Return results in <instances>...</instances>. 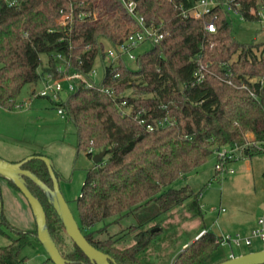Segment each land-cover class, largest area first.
Returning <instances> with one entry per match:
<instances>
[{
    "label": "trees",
    "instance_id": "1",
    "mask_svg": "<svg viewBox=\"0 0 264 264\" xmlns=\"http://www.w3.org/2000/svg\"><path fill=\"white\" fill-rule=\"evenodd\" d=\"M134 1L138 15L161 27L162 39L137 55L135 69L119 59L104 66L99 84L87 87L76 80L74 91L55 103L75 128L77 152L91 157L93 151H106L107 158L87 171L76 199V222L86 241L115 264H146L140 255L162 229L151 232L153 227L144 225L156 215L183 207L192 216H202L199 193L188 185L173 186L202 166L214 148L244 147L250 141L264 147V85L247 81L264 76V44L237 42L233 13L227 10L239 4L238 16L254 21L257 17L250 11L264 10V0H215L219 5L204 18L213 19L214 33L204 31L203 20L180 15L198 0ZM61 12L71 14L67 27L58 25ZM129 28L138 27L120 0H16L11 7L1 3L0 107L12 110L22 88L37 84L45 74L60 78L56 54L69 58L68 74L86 76L96 58L103 62L105 46L120 44ZM199 65L206 66V72L204 80L195 83ZM227 79L234 86L225 83ZM241 83L253 95L239 87ZM243 154L251 158L263 153L248 147ZM22 169L52 187L41 160L33 158ZM25 180L67 264H91L66 236L43 192ZM127 217L137 224L123 235L108 234L109 225ZM0 224H7L1 212ZM201 231L205 233L177 253L172 264H218L213 262L220 248L216 235ZM14 232L10 244L0 247V264H27L22 250L41 246L36 231ZM126 237L131 244L119 248Z\"/></svg>",
    "mask_w": 264,
    "mask_h": 264
},
{
    "label": "rangeland",
    "instance_id": "2",
    "mask_svg": "<svg viewBox=\"0 0 264 264\" xmlns=\"http://www.w3.org/2000/svg\"><path fill=\"white\" fill-rule=\"evenodd\" d=\"M259 13L264 18V10L261 9ZM230 17L232 34L237 42L264 44L263 22L246 21L234 14ZM149 48L148 43L140 45L135 50L136 57ZM262 49L264 46L260 51ZM41 60L44 63L45 57L41 56ZM125 62L128 68L135 69L134 61L125 58ZM106 64L105 60L101 62L99 58L95 59L93 69L96 76L93 80L96 84L103 79ZM42 86L40 81L35 85H25L15 103L20 108L5 110L0 107V159L10 163L20 162L31 156L48 159L52 164L58 189L77 220L76 199L81 193L87 171L95 166L92 157L99 152L93 151L92 156L88 157L85 152L76 151L73 124L57 114L56 101L38 95ZM64 88L66 89V84ZM69 94L64 91L59 99L64 101ZM106 158L107 156L103 160ZM249 160L247 158L230 163L232 173H215L214 165L217 160L212 152L202 166L187 174L185 179L178 180L174 188L188 185L194 193H199L202 216H192L183 207L156 215L144 227H153L151 230L161 227L162 231L140 255L141 259L146 264H172L180 252V246L192 238H199L203 228L216 235H248L251 221L260 216L264 209V154ZM0 212L8 224H0V247L9 245L16 237L15 229L23 232L36 231L35 219L27 200L16 187L1 177ZM104 223L96 225V228ZM136 224V219L127 217L119 223L109 225L107 231L108 234L123 235L129 226ZM129 244L130 237H126L118 247ZM263 249L264 242L258 239H253L250 246H220L213 262L227 260L230 255L236 257ZM21 255L27 258V264H52L41 246H28L22 250Z\"/></svg>",
    "mask_w": 264,
    "mask_h": 264
},
{
    "label": "built area",
    "instance_id": "3",
    "mask_svg": "<svg viewBox=\"0 0 264 264\" xmlns=\"http://www.w3.org/2000/svg\"><path fill=\"white\" fill-rule=\"evenodd\" d=\"M126 9V11L133 17L137 24V29L129 30L127 36L123 39V41L116 45L115 47L108 46V48L104 49V60L107 61L105 66L116 65L119 59H128L129 61H134L136 58L135 50L142 45L143 43H157L162 39L163 33L161 31V27L154 24L153 21L147 23L144 18L137 14L136 12V3L134 0H120ZM16 0H0L1 3L6 4L8 7L14 5ZM219 4L215 0H198L196 5L190 9L189 11L180 10V15L183 17H190L195 20H203V29L208 33L215 32V25L213 23V19L210 21H204V18L208 15H211L212 10L217 7ZM239 4L228 5L227 10L231 11L234 15H238ZM255 12V10H251L250 14L254 17H257V20L264 23V18L261 17V14ZM71 14H65L61 12L60 17L58 19V25L62 27H67L71 24ZM264 27V25H263ZM54 59L57 61L56 71L61 73L62 76L57 79H53L49 74H45L40 78V82H42V88L38 92V95L41 97L51 98L56 102H59V96L62 92L72 93L75 89L74 82L80 81L85 84L87 87L93 86L95 81L93 80L96 76L95 70L93 67L89 70L86 76L79 74L78 72H74L68 74L66 72V68L70 66L69 58L63 56L62 54H56ZM204 72H206V66L199 65L193 74V78L195 83H201L204 80ZM249 84H259L260 86L264 85V76L257 78H247ZM225 83L228 85L234 86L231 80H225ZM64 84H66V89L64 88ZM241 88L246 89L251 95L250 88L247 84L241 83L239 86ZM106 93L110 94L107 90ZM122 106L125 105V102L121 103ZM16 108H20V106L16 105ZM14 107V108H15ZM123 113H126V110H122ZM57 114L60 118L65 119V113L62 108L57 107ZM151 130V128L149 127ZM248 147H255L260 150L264 154V147L259 143L248 142L244 147H239L237 145L233 146H224L221 148H214L213 154L216 158V164L214 165L215 173H232V168L229 167V164L225 166L228 161L234 162L237 160L247 159L248 157L243 154V151ZM223 211V210H222ZM205 231H202L199 236L203 235ZM217 241L219 245L225 246L232 244L236 247L241 245L250 246L252 244L253 239H258L261 242H264V212L260 217L257 218L255 226L251 229L248 235H241L239 233H235L230 235L228 233H219L216 235ZM234 257L230 255L229 258Z\"/></svg>",
    "mask_w": 264,
    "mask_h": 264
},
{
    "label": "water",
    "instance_id": "4",
    "mask_svg": "<svg viewBox=\"0 0 264 264\" xmlns=\"http://www.w3.org/2000/svg\"><path fill=\"white\" fill-rule=\"evenodd\" d=\"M105 155V150L93 155L92 162L94 165L101 164ZM33 158H37L45 164L52 181L51 188L28 170L22 169V166ZM0 177L12 183L27 200L36 223V238L52 264H67V261L61 256L57 246L51 238L46 225V217L43 207L39 200L29 191L25 178L29 179L43 192L47 202L53 207L61 221L66 236L87 257L91 264H115L107 254L92 247L84 238L67 203L58 189L52 171V164L48 159L31 156L17 163H10L0 159ZM157 230L158 228L151 230V232ZM218 264H264V249L232 257Z\"/></svg>",
    "mask_w": 264,
    "mask_h": 264
},
{
    "label": "crops",
    "instance_id": "5",
    "mask_svg": "<svg viewBox=\"0 0 264 264\" xmlns=\"http://www.w3.org/2000/svg\"><path fill=\"white\" fill-rule=\"evenodd\" d=\"M255 157V156H254ZM254 157H251V158H249L250 160L249 161H251V159H253ZM262 177H263V179H264V172H263V174H262ZM222 211V210H221ZM264 212V209H263V211H262V213ZM262 213H261V215H262ZM260 215V216H261ZM260 216H258V217H260ZM257 217V218H258ZM257 218L255 219V220H252L251 221V229L255 226V224H256V220H257ZM215 235H216V233L215 232H213ZM217 234H219V233H217ZM194 241V238H192L191 240H188V241H186V242H184L181 246H180V251H182L188 244H190L191 242H193ZM144 261V260H143ZM145 262V261H144ZM146 263V262H145Z\"/></svg>",
    "mask_w": 264,
    "mask_h": 264
}]
</instances>
